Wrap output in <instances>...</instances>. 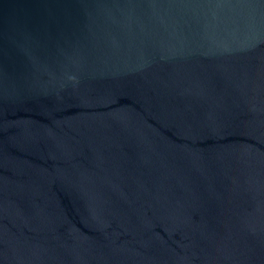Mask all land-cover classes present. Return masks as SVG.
<instances>
[{
  "label": "water",
  "instance_id": "obj_1",
  "mask_svg": "<svg viewBox=\"0 0 264 264\" xmlns=\"http://www.w3.org/2000/svg\"><path fill=\"white\" fill-rule=\"evenodd\" d=\"M0 264H264V0H0Z\"/></svg>",
  "mask_w": 264,
  "mask_h": 264
}]
</instances>
